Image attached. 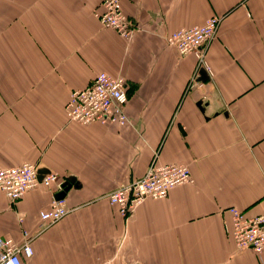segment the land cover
Here are the masks:
<instances>
[{
  "label": "crops",
  "instance_id": "obj_1",
  "mask_svg": "<svg viewBox=\"0 0 264 264\" xmlns=\"http://www.w3.org/2000/svg\"><path fill=\"white\" fill-rule=\"evenodd\" d=\"M101 1L0 0V168L71 180L67 214L40 233L61 191L0 193V238L19 241V214L24 264H264V249L237 251L223 229L230 207L264 212V0H120L130 41L100 27ZM210 17L201 62L166 45ZM100 72L123 77L129 126L66 121L70 92ZM151 162L184 165L190 182L122 219L106 196Z\"/></svg>",
  "mask_w": 264,
  "mask_h": 264
},
{
  "label": "built area",
  "instance_id": "obj_2",
  "mask_svg": "<svg viewBox=\"0 0 264 264\" xmlns=\"http://www.w3.org/2000/svg\"><path fill=\"white\" fill-rule=\"evenodd\" d=\"M94 18L101 28L113 31L125 41H130L137 32L122 12L120 0H102ZM218 22L217 17H210L202 25L178 29L165 37V43L178 56L193 55L201 62L202 51L213 37ZM127 101L123 77L100 72L88 86L70 92L63 112L67 122L122 128L129 126L125 113ZM189 182L190 175L184 165H156L151 162L141 178L118 185L108 193L106 200L119 217L126 219L145 200L164 199L171 189ZM62 184L63 181L53 173L38 178L36 167L27 163L0 168V193L11 204L39 186L45 189L54 186L57 191H61ZM67 212L63 198H52L48 208L38 213L39 233L61 220ZM226 212L229 220L223 223V229L234 248L260 254L264 249V212L252 217L234 207L228 208ZM15 220L20 239L14 242L0 238V264H24L33 255L31 237L23 227L22 216L16 214Z\"/></svg>",
  "mask_w": 264,
  "mask_h": 264
},
{
  "label": "water",
  "instance_id": "obj_3",
  "mask_svg": "<svg viewBox=\"0 0 264 264\" xmlns=\"http://www.w3.org/2000/svg\"><path fill=\"white\" fill-rule=\"evenodd\" d=\"M38 174V178H41L42 173L40 171H37ZM71 183L70 179H67L65 182H63L62 184V190L61 192H59L57 195H55V199L59 200L62 199L64 196V192L67 190V188L69 187V184Z\"/></svg>",
  "mask_w": 264,
  "mask_h": 264
}]
</instances>
